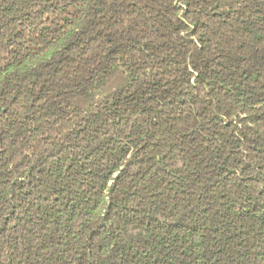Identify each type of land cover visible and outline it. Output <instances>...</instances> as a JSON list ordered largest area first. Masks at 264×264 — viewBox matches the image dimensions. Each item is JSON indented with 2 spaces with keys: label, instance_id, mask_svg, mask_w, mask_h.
Instances as JSON below:
<instances>
[{
  "label": "trees",
  "instance_id": "1",
  "mask_svg": "<svg viewBox=\"0 0 264 264\" xmlns=\"http://www.w3.org/2000/svg\"><path fill=\"white\" fill-rule=\"evenodd\" d=\"M0 264H264V0H0Z\"/></svg>",
  "mask_w": 264,
  "mask_h": 264
}]
</instances>
